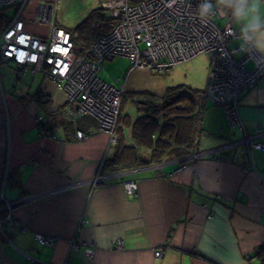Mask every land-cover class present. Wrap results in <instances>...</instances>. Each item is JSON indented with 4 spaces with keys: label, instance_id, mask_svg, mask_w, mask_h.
Instances as JSON below:
<instances>
[{
    "label": "crops",
    "instance_id": "0c3cea01",
    "mask_svg": "<svg viewBox=\"0 0 264 264\" xmlns=\"http://www.w3.org/2000/svg\"><path fill=\"white\" fill-rule=\"evenodd\" d=\"M45 1L23 11L25 28L38 36L51 32L37 15ZM16 11L0 12V32ZM226 19L242 32L243 23ZM252 42L264 56V45ZM3 65L14 66L19 82ZM25 73L0 63V196L15 203L14 223L0 228V264H261L264 150L249 140L264 143V76L241 98L236 123L208 97L194 160L165 158L125 173L105 169L115 143L97 122L82 118L94 125L78 138L66 127L77 120L66 94L41 73L32 72L31 86L20 83ZM129 180L138 183L134 197L124 188Z\"/></svg>",
    "mask_w": 264,
    "mask_h": 264
},
{
    "label": "built area",
    "instance_id": "2783aa9c",
    "mask_svg": "<svg viewBox=\"0 0 264 264\" xmlns=\"http://www.w3.org/2000/svg\"><path fill=\"white\" fill-rule=\"evenodd\" d=\"M32 0H0V12L17 7L9 25L0 32V63H13L21 73L32 70L50 78L67 96V112L73 119L89 117L98 124V131L117 141V128L127 78L116 87L99 76L104 62L117 56L131 60L128 75L136 69L169 72L173 66L200 54L211 58L206 96L222 105L229 119L239 121L241 98L264 76V56L252 41L230 25L217 19L227 18L226 9L217 0H107L104 12L116 20L113 30L99 37L92 45V58L74 51L73 36L60 25L62 0H48L39 7L38 18L51 26L48 36H38L25 28L22 18ZM210 3L216 15L202 22L200 5ZM240 41L239 44H235ZM239 54L237 57L236 55ZM251 63V67L248 64ZM127 75V76H128ZM43 116L37 118L40 135L47 130ZM87 134L78 132V138ZM252 148L264 150V143L250 142ZM125 191L135 196L138 185L125 182ZM6 201L0 196V201ZM10 206V203H6ZM13 208L7 222L14 223ZM3 221L0 220V228ZM42 244H53L54 238L39 237ZM122 246V241L118 242ZM157 256L161 252H157Z\"/></svg>",
    "mask_w": 264,
    "mask_h": 264
},
{
    "label": "trees",
    "instance_id": "16d2710c",
    "mask_svg": "<svg viewBox=\"0 0 264 264\" xmlns=\"http://www.w3.org/2000/svg\"><path fill=\"white\" fill-rule=\"evenodd\" d=\"M140 1L132 0V3ZM115 24L116 20L107 15L102 6L93 9L76 27L66 29L73 36L75 53L92 58L94 42L110 33ZM134 94L137 95L134 102L138 114L133 119L126 114L123 111L125 100H122L115 151L105 160V169L128 172L159 164L165 158L194 160L201 152V139L206 133L202 123L208 99L206 89L178 85L168 88L161 97L148 91ZM35 97H39V93ZM92 125L94 120L77 118L66 127H72L76 134L79 131L87 134ZM127 130L131 132L130 143L127 142ZM258 255L264 264V246Z\"/></svg>",
    "mask_w": 264,
    "mask_h": 264
},
{
    "label": "rangeland",
    "instance_id": "374dc122",
    "mask_svg": "<svg viewBox=\"0 0 264 264\" xmlns=\"http://www.w3.org/2000/svg\"><path fill=\"white\" fill-rule=\"evenodd\" d=\"M105 2H107V0H62V10L59 16L60 25L65 29H73L80 24L93 9L101 6L102 3ZM226 20V18L217 19L220 25H224ZM236 56L238 57L239 54ZM251 65L252 64L249 63L248 67H251ZM5 67L10 71L13 82H19L17 78L18 73L14 66L5 65ZM5 67L3 65V69H5ZM130 67L131 60L129 58L117 56L112 60L104 62L102 69L99 72V76L116 87H121L127 78V85L125 87V95L123 98L125 100L123 111L133 119L138 114L134 102L137 95H135L134 92L148 91L161 97L165 94L168 88L178 85H185L199 90L207 89L211 58L208 54H200L189 61L176 64L169 72L164 73L155 72L151 69H136L128 75ZM27 72L28 73H25L22 77L23 79H21L20 83L23 82L31 86L34 84V81L31 79L33 73L32 70ZM127 182H135L138 185L135 180H129ZM6 205L7 204L5 203L3 208H5ZM8 213H10V211H7V215ZM6 218L1 221H7Z\"/></svg>",
    "mask_w": 264,
    "mask_h": 264
},
{
    "label": "clouds",
    "instance_id": "9594fccd",
    "mask_svg": "<svg viewBox=\"0 0 264 264\" xmlns=\"http://www.w3.org/2000/svg\"><path fill=\"white\" fill-rule=\"evenodd\" d=\"M217 2L233 19L243 23L241 31L245 40L264 45V16L261 15L264 0H217ZM216 14L210 3L200 5L199 17L202 22Z\"/></svg>",
    "mask_w": 264,
    "mask_h": 264
},
{
    "label": "water",
    "instance_id": "95a60500",
    "mask_svg": "<svg viewBox=\"0 0 264 264\" xmlns=\"http://www.w3.org/2000/svg\"><path fill=\"white\" fill-rule=\"evenodd\" d=\"M252 141H253V140H249V142H252ZM246 142L249 143L248 140H246ZM7 202L10 203L11 205H10V206H6V207L4 208V210L9 211V209H11V208H13V207L15 206V203H14V202H9V201L6 200V203H7Z\"/></svg>",
    "mask_w": 264,
    "mask_h": 264
},
{
    "label": "bare ground",
    "instance_id": "6f19581e",
    "mask_svg": "<svg viewBox=\"0 0 264 264\" xmlns=\"http://www.w3.org/2000/svg\"><path fill=\"white\" fill-rule=\"evenodd\" d=\"M12 209V208H11ZM11 209H9V210H11Z\"/></svg>",
    "mask_w": 264,
    "mask_h": 264
}]
</instances>
